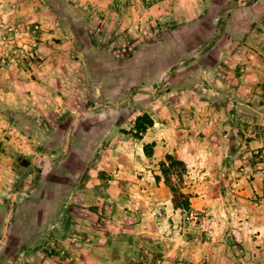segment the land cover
<instances>
[{"label": "rangeland", "instance_id": "obj_1", "mask_svg": "<svg viewBox=\"0 0 264 264\" xmlns=\"http://www.w3.org/2000/svg\"><path fill=\"white\" fill-rule=\"evenodd\" d=\"M101 252L264 264V0H0V264Z\"/></svg>", "mask_w": 264, "mask_h": 264}, {"label": "trees", "instance_id": "obj_2", "mask_svg": "<svg viewBox=\"0 0 264 264\" xmlns=\"http://www.w3.org/2000/svg\"><path fill=\"white\" fill-rule=\"evenodd\" d=\"M153 123H154L153 118L150 116L149 113L146 112L144 114L137 116L135 121V128L137 131L142 132L145 131L148 128V126H151ZM176 166H181L180 169L181 171H178V169H176ZM186 168L187 167L185 162L181 159H178L172 154H168L167 159L161 162V171L164 174L166 182L170 185V187L174 192V196H173L174 205L176 207L189 209L191 207V201L189 195L182 193V196H184L185 199L184 201L179 199L178 196L180 195H178L177 193L178 190L171 181L172 176L174 175L182 176L183 173L186 171ZM157 177H160V175H157Z\"/></svg>", "mask_w": 264, "mask_h": 264}, {"label": "crops", "instance_id": "obj_3", "mask_svg": "<svg viewBox=\"0 0 264 264\" xmlns=\"http://www.w3.org/2000/svg\"><path fill=\"white\" fill-rule=\"evenodd\" d=\"M258 250H261V249H258ZM123 260H124V257H123V254L121 253L118 254L117 256L115 254L112 257L108 256L107 258L106 255H104L101 252V253H96V254L91 253L89 263L90 264H98V263L106 264L107 262L109 264H122ZM227 264H239V263L236 261L229 260ZM246 264H253V262L248 261L246 262ZM257 264H260V262H258Z\"/></svg>", "mask_w": 264, "mask_h": 264}]
</instances>
